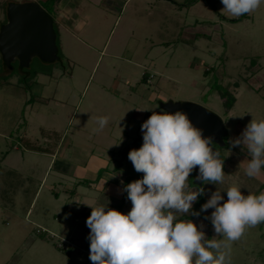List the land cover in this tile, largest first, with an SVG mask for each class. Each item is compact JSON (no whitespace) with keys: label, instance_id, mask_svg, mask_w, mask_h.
Masks as SVG:
<instances>
[{"label":"rangeland","instance_id":"obj_1","mask_svg":"<svg viewBox=\"0 0 264 264\" xmlns=\"http://www.w3.org/2000/svg\"><path fill=\"white\" fill-rule=\"evenodd\" d=\"M29 1L53 17L62 61L34 59L24 68L31 74L27 83L38 81L30 90L19 63L4 74L0 54V82L8 79L0 84V264H93L86 224L92 208L82 203L104 201L99 182L81 170L93 157L108 163L99 178L129 169L136 175L124 180L123 189L142 179L128 153L142 146V124L164 114V102L201 105L228 130L226 146L219 147L224 182L199 187L193 171L186 191L202 188L205 203L216 192L227 201L232 186L245 196L264 192V168L257 177L246 175L252 156L243 142L248 124L264 120V0L239 18L222 13V0H67L72 7L62 18L49 0H0L2 23L10 2ZM146 73L151 84L143 80ZM221 92L235 96L232 109ZM97 117L109 121L101 132H94ZM26 140L49 151L28 150ZM72 192L81 203L74 204ZM115 202L103 207L131 210L125 190ZM213 211L195 219L189 218L192 210L177 216L195 223L205 241L222 240ZM231 264H264V223L232 244Z\"/></svg>","mask_w":264,"mask_h":264},{"label":"clouds","instance_id":"obj_2","mask_svg":"<svg viewBox=\"0 0 264 264\" xmlns=\"http://www.w3.org/2000/svg\"><path fill=\"white\" fill-rule=\"evenodd\" d=\"M261 2L222 0V13L239 18L254 12ZM96 122L94 132H101L109 121L97 117ZM142 132V146L128 153L135 171L143 173L142 179L124 188L131 210L124 214L82 203L92 208L86 220L91 230L89 259L93 264H231L232 244L246 229L264 223V192L245 196L232 186L223 203L219 192L213 193L201 210L214 208L211 222L223 239L205 241L195 223L178 219L177 214L189 213L203 195V189L186 191L194 168L199 167V178L205 182H224L223 163L209 147L211 138H202L181 112L152 114L142 124ZM243 142L252 156L246 175L257 177L264 168V120L248 124Z\"/></svg>","mask_w":264,"mask_h":264},{"label":"water","instance_id":"obj_3","mask_svg":"<svg viewBox=\"0 0 264 264\" xmlns=\"http://www.w3.org/2000/svg\"><path fill=\"white\" fill-rule=\"evenodd\" d=\"M6 13L7 22L0 28V51L8 65L18 61L22 68H29L34 59L45 64L58 61L59 49L54 19L41 5L35 2H10ZM161 107L164 114H185L201 132L202 138H211L209 147L222 162L220 151L213 143L219 147L226 146L228 130L219 115L190 102L168 101L161 103ZM193 171L195 184L202 187L205 181L199 178V167Z\"/></svg>","mask_w":264,"mask_h":264},{"label":"crops","instance_id":"obj_4","mask_svg":"<svg viewBox=\"0 0 264 264\" xmlns=\"http://www.w3.org/2000/svg\"><path fill=\"white\" fill-rule=\"evenodd\" d=\"M44 1H47V0H44ZM66 1L67 0H62L60 2V4L58 5V8L61 11V18H62V16L65 17L64 14L70 10L69 7H72L71 6L72 2L66 3ZM2 15L3 14L0 15V25L3 24L2 20H1ZM149 79L147 80V83L151 84L152 83L151 79L150 80ZM37 83H38V81L35 84H37ZM35 84L32 86V88H35V86H36ZM34 95H38V94L36 93ZM43 100H47V99H37L35 103H40L43 105L44 104L49 105L50 99L48 102H43ZM25 106H26V108H28V104H25ZM94 159H93V157L89 158V161H88L85 169L81 170V174H83L84 178L87 180H90L92 182L94 181L97 183L99 182V184L97 186V188H98L97 190H98V192H101V195H103L102 197H103V201H104V203H103L101 200L100 205L105 206L106 203H113L114 204V203H116L115 201L120 199L124 194V189L122 187V185L124 184V180L127 179L128 177H135L136 175L134 173H132V171L129 169L126 171L127 173H125L123 176L121 174L122 173L121 171H116L113 173L112 177L110 176V174L105 173L104 175H102L103 177L99 178L98 177L99 171L101 169L106 168L108 166V163L103 159L102 160L96 159V158H94ZM57 160H58V158H57ZM61 160H65V159L63 158ZM63 164H64V162H63ZM68 166L71 167L73 165L68 164ZM91 188L92 189L95 188L94 184L90 185V189ZM75 193L77 194V192H74V193L72 192V195H74V197L72 198L73 202L76 201V202H74V204L77 203V198L75 197L76 196ZM107 205H109V204H107ZM85 210H88V208H85Z\"/></svg>","mask_w":264,"mask_h":264},{"label":"trees","instance_id":"obj_5","mask_svg":"<svg viewBox=\"0 0 264 264\" xmlns=\"http://www.w3.org/2000/svg\"><path fill=\"white\" fill-rule=\"evenodd\" d=\"M50 2H52L53 3V6L55 7V8H57L58 7V5L60 4V2L62 1V0H49ZM213 7L216 9V6H215V2H213ZM6 22H7V20H6ZM5 22V23H6ZM55 23V22H54ZM0 26H2V25H0ZM54 27H55V24H54ZM1 28V27H0ZM55 31H56V29H55ZM56 33H57V31H56ZM57 46H58V49H59V54H58V56H59V59H58V61L57 62H55V63H58V62H61L62 61V58H61V56H60V47H59V44H58V34H57ZM0 54L2 55V53H1V51H0ZM2 59H3V55H2ZM16 63H19L18 61H15L14 63H12V64H10V65H8L6 62H5V60L3 59V65H4V69H5V75H10L12 72H14L16 69H15V67H14V65L16 64ZM30 68V67H29ZM19 73H20V75L22 76V81H25V83H24V85H26L27 86V88L28 89H30L31 90V88H32V86L36 83L34 80L33 81H31V83H27L26 81H27V79H29L30 77H31V74H30V72H28V71H25V69L24 68H22L20 65L18 66V70H17ZM39 75V73L36 71L35 73H34V76H38ZM148 75H147V73L146 74H144V78H143V80L144 81H146L147 82V80H148ZM8 83V79H6L5 78V80L2 82H0V84L1 85H3V84H7ZM27 83V84H26ZM222 93V99L225 101L224 102V104L225 105H227V107H228V109L230 110V109H232L233 108V106H234V104H235V102H236V98H235V96L234 95H232V94H228L227 92H221ZM34 101H36L37 99H33ZM49 100H43V102H48ZM143 138H141V140H142ZM25 140V139H24ZM24 147L26 148V149H28V150H31V151H35V152H37V151H40V152H48L49 151V149H46V148H42V147H39V146H36V145H34L31 141H29V140H26L25 141V143H24ZM119 169V168H118ZM118 169H116V170H118ZM101 174V173H100ZM100 174H99V177H100ZM137 180V179H136ZM202 189V188H201ZM205 204V199H204V193H203V195H199L198 196V199H197V201H196V203L192 206V215L189 217V218H192V219H195L196 217H198V216H202V217H204L205 215H204V211H202L201 209H202V205H204ZM196 213H199V215L197 216L196 215ZM185 218V217H184ZM183 217L181 218V219H184ZM68 246H70V247H73V245L72 244H70V245H68Z\"/></svg>","mask_w":264,"mask_h":264},{"label":"built area","instance_id":"obj_6","mask_svg":"<svg viewBox=\"0 0 264 264\" xmlns=\"http://www.w3.org/2000/svg\"><path fill=\"white\" fill-rule=\"evenodd\" d=\"M63 244H64V245H70V242H68L67 240H64V241H63Z\"/></svg>","mask_w":264,"mask_h":264},{"label":"flooded vegetation","instance_id":"obj_7","mask_svg":"<svg viewBox=\"0 0 264 264\" xmlns=\"http://www.w3.org/2000/svg\"><path fill=\"white\" fill-rule=\"evenodd\" d=\"M213 146H215L218 150H219V146H217L216 144L213 143ZM221 155V153H220Z\"/></svg>","mask_w":264,"mask_h":264}]
</instances>
